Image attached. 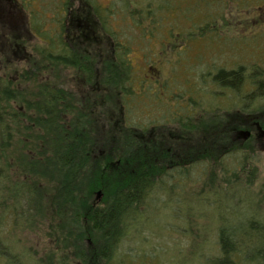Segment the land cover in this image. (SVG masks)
Listing matches in <instances>:
<instances>
[{
	"label": "trees",
	"instance_id": "1",
	"mask_svg": "<svg viewBox=\"0 0 264 264\" xmlns=\"http://www.w3.org/2000/svg\"><path fill=\"white\" fill-rule=\"evenodd\" d=\"M37 1L42 8L40 0ZM58 1L53 15L55 32L51 35L42 29L36 14L32 16L29 10L32 0H15L19 8L26 11L25 17L20 9L18 15L26 18L25 27L34 39L30 54L52 68L80 69L83 65L88 84L116 88L121 107L120 127L127 134L126 146L122 152H113L109 147L101 149L103 141L84 121L83 103L80 107V99L69 91L44 83L36 86L30 99H23L13 78L0 76V237L7 227L18 226L23 230L30 227L40 209L44 208L41 190L44 183L57 198L58 216L76 229L77 251L73 254L79 261L82 264H111L115 258L114 264H125L127 257L116 258L121 240L134 227L131 220L143 216L140 209L147 206L156 188H161L183 201L180 208L186 212L184 216L201 221L206 219L208 223L194 220L193 224L190 223L192 242L183 252L187 261L190 256L191 262L198 264H264V180L263 191H257L259 199L248 187L252 179L248 175L252 168L248 159L256 148L257 125L264 131V69L259 70L264 67L256 65L258 70H251L249 66L217 69L214 58L209 63L201 60L197 64L186 62L182 65V58H189L196 44H201L203 48L200 49L205 52L210 48L204 47L214 41L223 44L227 37L232 43L237 38L246 37L241 33L228 36L225 26L244 22V13H248L250 5L258 4L257 16L264 19V0H186L187 5L193 3L194 8L180 6L179 0H107L105 7L102 0H80L84 8V25L76 33L70 32L73 29L70 19L72 22L74 0ZM220 3L227 14L213 17L212 10ZM183 8L185 15L182 14ZM192 11L198 12L199 19L186 21L185 16ZM0 13H5L1 7ZM11 15L16 14L9 11L0 21L11 30V27L17 29L12 22L16 18ZM182 21L186 29L180 26ZM87 23H94L105 41L98 49L94 47V52L97 50L95 55L84 50L96 40L91 32L82 29ZM200 25L204 27L199 29L197 26ZM195 27L198 32L194 31ZM163 28L167 29L166 32ZM139 40L155 43L159 50L153 52L142 47L139 51ZM21 42L24 45L29 43L26 38ZM4 45L9 47L0 43V49ZM105 52L108 54H105V61L100 58L97 62L95 57H101ZM139 53L144 64L140 71L131 58ZM18 58L23 60V56ZM164 65L174 72L171 74L177 83L174 90L166 87L171 78L164 79L159 71ZM179 70L181 74L177 79L175 74ZM191 71L199 75L196 82H192ZM208 82L222 90L221 96L203 93L202 86ZM246 87L250 90L247 93L244 91ZM216 96L230 100V103L225 101L224 106L236 102L233 106L236 109L230 111L229 106L215 112L209 109L197 112L199 103H213ZM253 103L256 107L249 110ZM203 112L206 115H201ZM202 116L213 119L203 123ZM142 119L146 122H140ZM230 119L238 122L231 125ZM219 121L225 123L224 128L221 132H214V124ZM202 125L211 129L212 133H207L211 141L205 147L197 146L193 154H185L184 158L167 154L159 147L162 146L160 141L152 142V136H158V133L169 134L171 129L183 135ZM242 129L250 132L245 142L240 137ZM233 153H240L242 157V165L236 169L240 175L237 171L228 175L229 171L221 164L223 158ZM196 166H205L208 173L194 172ZM190 171L193 172L189 176H194L195 180L187 178ZM218 176L223 178L219 182ZM240 176L245 177L243 184ZM187 180L190 188L193 184L196 186L197 190L191 191L194 193L189 192ZM175 187L178 189L173 193ZM96 190L102 193L98 205L92 202ZM242 191L247 193L249 211L243 219L233 210L242 202L237 200ZM185 193H190L187 203L183 199ZM221 193L226 194L222 199L228 201L227 205L216 199ZM208 210L212 214L213 210L226 213L215 217L214 214L210 216ZM237 217L241 220L235 223ZM62 226L66 227L65 224ZM85 229L98 238L94 250H83L82 243L90 233ZM211 231L215 234L214 244L208 239ZM12 252V245L2 247L0 241V264L4 261L22 264L19 258H12ZM27 258L31 257L28 255ZM177 259L168 263L180 264Z\"/></svg>",
	"mask_w": 264,
	"mask_h": 264
},
{
	"label": "rangeland",
	"instance_id": "2",
	"mask_svg": "<svg viewBox=\"0 0 264 264\" xmlns=\"http://www.w3.org/2000/svg\"><path fill=\"white\" fill-rule=\"evenodd\" d=\"M0 1L3 2V5L0 2V7L6 13H4V15L3 13H0V19L2 18V16H6L8 12L11 11L16 14L11 16L16 18L13 19L12 22L15 23L17 27V29L15 27H11V30L9 27H6L4 21H0V35L3 34V39H1L2 41H0V43L9 45V47H6L4 45V47L0 49V76L4 77L6 75L10 78H13V80L16 82L18 88L17 90L20 92L21 97L23 99H30V94L35 93L36 86L44 83H49V85L52 87H60L69 91L78 99H80V107L83 103L82 114L85 117L84 121H87V123L90 125L89 127H93V133L96 134L99 138H101V141H103L101 149L106 150L109 147L113 150V152H122L124 149L123 147L126 146V144L124 143V139L127 138V136L125 137V135L127 134H125V132L122 131V128L120 127L121 107L118 101L117 89L113 88V86L111 85H107V87H99L97 83L94 85L88 84L86 82V70H84L83 65H81L80 69L75 68L63 70L49 67L47 64L40 61L35 55L32 56L30 54V47L31 44L34 43V39L33 37L29 36V33L25 27L24 22L26 18H22L25 17L24 13H26V11H22V9H20L19 6L16 4L15 0ZM40 2L42 8L38 6L39 2L37 0H32V2H30L32 7L29 8V10L32 12L33 17L34 13L36 14L35 17L38 19L39 23L43 25L42 29H45L46 33L53 35L55 32L53 30V15L56 12V4L59 1L40 0ZM206 2L210 4L209 1ZM107 3V0H102V5L104 7ZM179 3L182 7H195L193 3L187 5L189 2H187L186 0H179ZM222 4L223 3L215 5L212 10L213 17L227 14V12H223L225 7ZM82 6L83 5L80 0H74L71 13V18H73L72 22L70 19V27L73 28L70 31L71 33H76L77 31L80 32L81 25H84V8H82ZM258 6V4L254 6H249L250 8H248V13H244V16L246 17L244 18V22H242L241 24H228V26H225L226 24L222 25L227 28V30L225 31H227L228 36H231L232 34L241 33L246 37H242L241 39L237 38L234 41L231 40L232 43H229V38L227 37L223 44H218L214 41L209 44L208 47H204L205 49L210 48V50H206L205 52H202L204 50L200 49L203 48L201 47V44H196L195 46H193V50L190 52L189 58L188 56H184L182 58V65H185L186 62L197 64L201 60L207 61V63H209L211 59L214 58V62L217 65V69H220L222 67H227L228 69H231L238 66H249L248 68L251 70H258L259 68L256 65L264 67V60H261L262 57L264 58V19L257 16ZM209 7L210 6L206 8ZM81 8L82 10L79 11ZM18 10L20 11L22 17L18 15ZM208 12L210 14L211 9H209ZM182 14L185 15L184 8L182 9ZM185 17L186 21H191L196 18L199 19L197 11H194V13L193 11L188 12V15ZM184 21L181 22L180 26L185 27L186 29V24ZM74 25H76V27ZM197 27L201 29L204 27V25H200ZM197 27L194 28V31L198 30ZM121 28L123 30L125 29L124 26H122ZM82 29H85L87 32H91L92 34H90L93 38L95 36L96 40L93 41L92 44L90 43L91 47L90 44L89 46L86 45L84 47L85 51L88 50L91 54L95 55L97 50L94 52V47L96 46V48L98 49V47L102 45L105 41H103L104 39L100 35L98 28L97 26H95L94 23H91V25L87 23L86 28ZM163 29V32H166L167 29ZM10 30L13 32H10ZM190 30L193 31V28H191ZM165 37H167V35H165ZM22 38H26V40L29 42L28 45L22 44ZM70 38L73 39V35H70ZM148 43L150 42H148L147 40H139V43H137V47L138 49L142 47H148L150 51L159 50V47L157 48V45L155 43H150L151 45H149ZM139 51L142 50L139 49ZM105 54L107 53L105 52L101 54V57H95L96 61L99 62L100 58L105 61ZM18 56H23V60L18 58ZM141 56L142 55L140 53L136 54V56H131L132 60L134 61V66L139 71L142 70L144 65L141 61ZM220 60L224 62H221ZM263 69L264 68H261L259 70ZM159 71L161 74H163L164 79L171 78V80L168 82V85L166 84V87L169 90H174L177 86L174 76H171V74H173L174 72L171 69H168L166 65L161 67V69L159 68ZM179 72L180 70L177 74H175L177 76V79L178 76H180L181 74V72ZM207 84L209 86H202L203 83H199V85L202 86V91L204 94L208 96V94L212 95V93H214L221 96L222 90L214 86H210V82H208ZM114 85L116 84L114 83ZM244 91L247 93L250 90L248 87H246ZM219 96H216L217 99L213 103H199V106L196 108L197 112L204 111L202 109H209L215 112L219 111V109L222 110L224 107L228 108L229 106L230 111H232V109H236L233 107L237 104L236 102L229 104V106H224L225 101L227 103H230V100L220 98ZM138 105L139 107H141L142 101L140 102V104L138 103ZM255 107L256 103H253L249 110L254 109ZM149 112L153 114L150 109ZM204 113L205 112L201 113V115H203ZM203 118V123H206L213 119L211 117ZM142 120L143 121L140 122H146V119ZM138 121L139 120H137V122ZM230 121L232 125L237 120L230 119ZM220 123V127H217L216 125H219ZM223 124L225 125V123L222 121H219V123L217 122L216 124H214V132H221L223 130L222 128H224ZM209 130L211 129L207 128V125H202L197 130L191 133L185 132L183 135H181L177 134L176 132L170 129L169 134L162 132L158 133V136H152V142L155 140L160 141V144L162 145L159 146L160 148H162L167 154L174 155L177 157V159H181L184 158L185 154H193L197 146L205 147L211 141V139L210 141L208 140L209 134L212 133ZM240 132L242 133L240 136L242 138L241 141L245 142L243 134L250 132L248 131V129H242V131L240 130ZM255 146L256 148L253 149V152H250L251 156L248 159V164L252 167H250L251 169L248 172L249 177L252 178L248 184V187L250 189V192H252L253 196L257 195V199H259L260 196H258L257 191H263L262 186L264 180V151H261V148L259 147V145H257V143L255 144ZM242 162L243 161L241 154L233 153L232 155L223 158L221 164L224 169H227L229 171V175L231 173H234L235 171H237L238 173L239 171L236 169L240 165H242ZM193 171L199 174L205 172V174L208 173L205 169V166H196L193 168ZM193 171H190L187 175L189 176L190 174H192ZM251 172H253L254 175H251ZM205 174L202 175V181L205 178ZM240 177H242L241 183L243 184L245 182L243 181L245 177ZM187 178H192V180H195L194 176H189ZM216 179L219 182L223 178L218 176V178ZM201 180H199V182H201ZM189 182L190 181L187 180L186 183L189 187V192L193 190L196 191V186L194 187L193 184V188H190L188 184ZM182 183H185V180H182ZM243 186L245 187V185ZM178 188L175 187L173 193H175V190ZM41 190L43 192L42 204L44 207L42 211L40 209V213L38 214L37 212L38 216L34 218V222L31 223L30 227L26 228L25 230L19 229L18 226H14V228L12 226L11 228L7 227L8 230L1 233V246L4 247V244L8 246L12 245V258L14 256V258L16 259L19 258L23 261L22 264H28L29 262L30 264L31 262L38 263V261L41 264H82L77 258L76 254H73L75 251H77L75 248L77 246L75 237L76 229L72 227L70 222H65L64 218L58 216V201L56 196L53 194L52 189H50V186H46L43 183ZM98 192L100 193L99 197H97ZM189 195L190 193L184 194L183 199L185 203H187V198L189 197ZM225 196V193H221L216 199L220 201L221 204L224 203L227 205L228 201L222 199ZM247 199V193L242 191L241 197L237 198V200H241L242 202L237 205L236 209H233L236 212L234 214L242 216V219L244 215L249 212L247 208ZM92 200L91 201L94 202L95 205L101 203V190L94 191ZM182 202V200H178V196H176V194H169L167 190L165 192L161 188H156L155 192L152 194L151 198L146 203L147 206L144 209H140L139 211L143 214V216L138 217L137 219L135 218L134 221L131 220V223L134 227H132L129 233H126V235L122 238L121 243L117 249L116 258L119 259L127 257L125 259L126 261H124L125 264H170L168 263V261L172 260V262H175L178 260L177 258L180 259V264H198L197 262H191L192 258L190 256L187 258V261L185 259L186 257H184L183 255V252L187 251L189 245L192 242L191 235L193 236V234L189 232L191 229V227L189 228L190 223L193 224L192 220L197 222H200L201 220L196 217L191 219L187 216H184L183 214H185L186 212L183 213L180 208L182 205L180 203ZM208 211L211 212L210 216H213L214 214L215 217L221 214L225 215L226 213L224 212V210H213V214L211 210ZM61 212H64V210H61ZM204 213L206 214V210ZM205 220L206 219H203V221L201 222L208 224ZM240 220L241 218L237 217L235 223ZM64 224L66 225V227L62 226ZM183 229H187L188 232ZM85 232L87 233L90 231L86 230ZM208 235L210 244H212V242L214 244L215 234L211 231L208 233ZM262 237L264 238V234L262 235ZM82 244L84 246L83 250L85 248L86 250L88 249V251L92 249L94 250L95 245L98 244V238L93 237L90 232L86 235V239ZM152 254L156 256H152ZM28 255L31 257L30 259L27 258ZM149 257H152V259L150 260ZM63 259L66 260V263L63 262ZM195 260L196 259H194V261ZM115 261L116 259L113 258L111 264H114ZM3 264L7 263H5L4 261Z\"/></svg>",
	"mask_w": 264,
	"mask_h": 264
},
{
	"label": "flooded vegetation",
	"instance_id": "3",
	"mask_svg": "<svg viewBox=\"0 0 264 264\" xmlns=\"http://www.w3.org/2000/svg\"><path fill=\"white\" fill-rule=\"evenodd\" d=\"M191 72H192L191 73L192 82L194 81L196 82L198 80L199 75L195 71H191ZM256 130H257V135L255 136V138H256L257 145H259V147L261 148V151H264V131L260 127H258V125H257ZM243 136H244V139H248L250 137V133H244Z\"/></svg>",
	"mask_w": 264,
	"mask_h": 264
},
{
	"label": "water",
	"instance_id": "4",
	"mask_svg": "<svg viewBox=\"0 0 264 264\" xmlns=\"http://www.w3.org/2000/svg\"><path fill=\"white\" fill-rule=\"evenodd\" d=\"M99 196H100V193L98 192V193H97V197H99Z\"/></svg>",
	"mask_w": 264,
	"mask_h": 264
}]
</instances>
